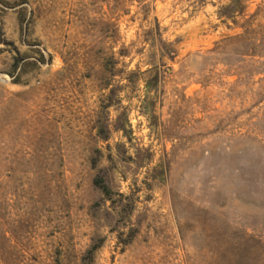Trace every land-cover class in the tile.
Listing matches in <instances>:
<instances>
[{
  "label": "rangeland",
  "instance_id": "obj_1",
  "mask_svg": "<svg viewBox=\"0 0 264 264\" xmlns=\"http://www.w3.org/2000/svg\"><path fill=\"white\" fill-rule=\"evenodd\" d=\"M231 1L0 0V264H264V0L245 34ZM96 149L128 227L90 215Z\"/></svg>",
  "mask_w": 264,
  "mask_h": 264
},
{
  "label": "trees",
  "instance_id": "obj_2",
  "mask_svg": "<svg viewBox=\"0 0 264 264\" xmlns=\"http://www.w3.org/2000/svg\"><path fill=\"white\" fill-rule=\"evenodd\" d=\"M242 1L243 0H232L231 3L223 9V11L227 14H219V19H224L226 21H231L232 26L234 28H239L245 32H247L250 23L247 20H244L245 14H228V11H232L234 13H237L239 9H242ZM260 14H253L252 18L259 17ZM235 18H239V20H235ZM242 23H240V20H242ZM229 27V28H232ZM257 30L260 31L261 36L257 40H254V43L256 44V47L258 48V51H262L264 49V32L263 26H257ZM242 36V35H241ZM240 38V37H239ZM0 42L6 45L7 47H10L13 51H16L14 46L9 43V42H4L0 38ZM161 45V52L163 55H167L170 60L173 59V55L171 51L166 53L164 51L165 43L160 41ZM14 63L12 65V68L15 70L18 67V58L14 57ZM12 74V73H11ZM9 74V75H11ZM12 76V75H11ZM114 96V91L110 90L108 96L106 97L105 103L102 104L101 106V115L100 118L97 120V125H96V135L99 140L103 142H107L109 139L108 136V131L106 128L105 121L107 120L106 117V111L112 107V98ZM125 128L123 126H114V130L116 132L118 131H125ZM102 153L100 150L96 149L93 152V155L90 160V167L94 171V175L92 177V187L94 190L98 192L99 198L98 200L93 203V205L90 208V215L91 217L95 218L97 215L101 212L102 214V219L106 223L107 226L112 225V221H116V224H118V221L124 222L125 227H128L126 225L127 221L130 220L131 215L134 212V201L131 197V195H124L119 193L118 191H115L112 187V179L111 175L113 174V171L117 168L115 165L116 163L112 160L110 156H107L106 161L107 165L104 167H98L100 162L102 161ZM123 180H126L125 177L122 178ZM147 190H150V185H147ZM118 227L117 225L113 226L110 230V233H116V238L117 240L123 244L124 247H127L131 242L133 241L137 230H132L127 228L128 230L126 233L122 234L120 231L117 230ZM122 235L125 237V240H121L120 237ZM98 249V246L93 244L90 246L89 250L87 251V256L93 257L96 250ZM85 256V259L87 258Z\"/></svg>",
  "mask_w": 264,
  "mask_h": 264
}]
</instances>
